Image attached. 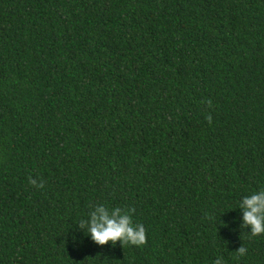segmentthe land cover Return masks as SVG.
Returning a JSON list of instances; mask_svg holds the SVG:
<instances>
[{"label":"trees","instance_id":"16d2710c","mask_svg":"<svg viewBox=\"0 0 264 264\" xmlns=\"http://www.w3.org/2000/svg\"><path fill=\"white\" fill-rule=\"evenodd\" d=\"M260 188L264 0H0V264H264ZM96 204L147 243L97 245Z\"/></svg>","mask_w":264,"mask_h":264},{"label":"clouds","instance_id":"9594fccd","mask_svg":"<svg viewBox=\"0 0 264 264\" xmlns=\"http://www.w3.org/2000/svg\"><path fill=\"white\" fill-rule=\"evenodd\" d=\"M208 107L212 106V101H207ZM209 123L212 121L211 115H207ZM29 183L37 187H43V181L29 178ZM239 207L243 209V224L241 228H250L251 236L264 234V188L252 192L239 202ZM90 211L86 219H81L78 223L81 229H85V234L100 246L109 242L115 245L118 241L121 246H143L147 243V233L143 223L133 222L134 208H124L116 206L109 208L105 204L90 206ZM238 257L247 254V248L243 244L235 250ZM213 264H224L223 257H217Z\"/></svg>","mask_w":264,"mask_h":264}]
</instances>
